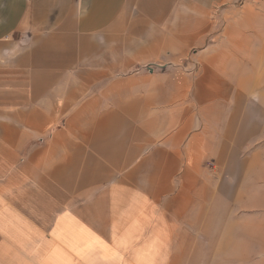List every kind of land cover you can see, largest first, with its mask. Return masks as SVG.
Masks as SVG:
<instances>
[{
    "label": "crops",
    "instance_id": "crops-1",
    "mask_svg": "<svg viewBox=\"0 0 264 264\" xmlns=\"http://www.w3.org/2000/svg\"><path fill=\"white\" fill-rule=\"evenodd\" d=\"M213 6L0 0V264H186L197 252L186 237L224 225V214L205 210V181L188 195L189 170L176 178L174 157L182 105L189 127L197 115L190 90L203 114L195 137L206 138L207 109L228 98L229 84L208 71L149 95L144 79L122 76L182 60L205 39ZM229 40L223 66L244 48V37ZM240 136L223 135L220 162Z\"/></svg>",
    "mask_w": 264,
    "mask_h": 264
},
{
    "label": "rangeland",
    "instance_id": "rangeland-1",
    "mask_svg": "<svg viewBox=\"0 0 264 264\" xmlns=\"http://www.w3.org/2000/svg\"><path fill=\"white\" fill-rule=\"evenodd\" d=\"M196 15L204 19L203 13ZM204 21L208 25L205 39L182 60L135 65L122 76L144 79L142 93L149 95H160L157 89L163 85L167 96L175 89L171 80L184 77L193 82L208 71H216L214 83L220 77L229 84L228 98L207 109L206 115L213 118L207 139L195 137L201 130L198 116L203 114L197 108L193 89L189 101L198 116L189 127L191 119L183 104L176 125L178 133L182 131L174 157L180 160L176 178L189 170L183 176L188 182V195L199 193L205 181V210H212L216 216L224 214L222 227L214 220L207 232L198 229L196 235L186 237V245L190 240V246L197 250L195 258L186 264H264V0H214L213 11L206 14ZM240 37H244V48L237 59L229 61L231 67L221 65L229 39L236 41ZM218 66L222 67L217 70ZM182 84L179 82L177 89L182 90ZM223 135H242L230 137L234 153L224 163L217 156ZM182 238L176 237L175 243L183 242Z\"/></svg>",
    "mask_w": 264,
    "mask_h": 264
}]
</instances>
